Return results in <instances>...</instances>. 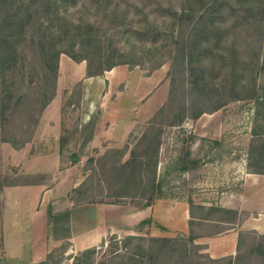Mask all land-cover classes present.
I'll list each match as a JSON object with an SVG mask.
<instances>
[{
	"label": "rangeland",
	"instance_id": "374dc122",
	"mask_svg": "<svg viewBox=\"0 0 264 264\" xmlns=\"http://www.w3.org/2000/svg\"><path fill=\"white\" fill-rule=\"evenodd\" d=\"M232 2L237 9L248 5L253 10L252 17L239 18L242 12L233 10L230 11L232 15L220 20V28L226 33L217 43L208 41V53L212 57L201 59L202 67L199 71L195 69L196 72L191 71V65L181 67L175 58L172 60L170 52L175 50V45L169 46L170 50L159 47L164 40L169 43L174 38L171 32L177 26L171 13L180 6L181 0H57L55 15L53 6L50 14L43 9L30 19L39 17L38 20H46L47 13L48 19L57 25H81L71 30L76 42L89 28L88 24H92L89 29L91 38L97 37L100 42L97 48L96 41L89 43L88 47L95 49L90 50L88 56L92 57L96 50H112L121 59L130 61L116 64L89 78L85 59L77 61L65 52L60 53L56 79L59 92L57 120H53L50 113V121L38 127L35 136L37 124L33 130V123L22 125L24 112L20 109L6 121L10 134L20 131L16 138L21 140L31 135L21 146L33 137L32 146H38L40 142L60 145L61 169L70 166L76 182L86 178L80 192L74 191L75 186H70L69 198L76 197V201H102L113 206V210H134L159 199L166 206L173 205L179 210L180 220L176 226L184 221L180 211L183 213L187 203L193 215L206 217L190 220L188 233L178 229L167 232L156 217H147L131 230L140 237L128 239V234L107 235L99 243L88 246L95 247L90 256L84 254V249L63 241L50 249L45 264H209L205 244L195 238L199 235L197 233L218 231L223 224L216 220L225 219L233 224L243 220L251 222L253 217L264 213V162L257 155L261 135L255 134V129L264 132V0ZM105 5L108 6L106 9ZM42 6L39 2L38 7ZM114 6L119 12L116 16L112 15ZM10 11H13L12 7ZM243 35L248 41L253 40L255 46L254 39L261 41L262 54L255 67L252 57L256 50L249 42L247 47L241 46ZM230 41L233 48L224 47ZM236 56L238 60H252L248 64L236 62L239 81H234L231 73V62ZM95 66L92 64L93 68ZM201 70L206 73L203 75ZM46 72L53 77L50 67ZM192 74L199 75L201 82H205L202 90L194 87ZM87 83L93 90L83 94V86ZM16 92L30 94L32 88L25 83ZM79 93L80 106L75 107ZM91 102H94L95 110L91 109ZM82 112L84 115L89 113L92 121L96 116L95 130L101 134L97 139L99 147L93 145L88 153L75 151L78 131L76 134L73 131L76 123L79 125ZM57 132L59 143L56 142ZM150 133H156L155 137L149 138ZM112 148H120L123 152L105 153ZM131 157L135 160L132 166L135 168L134 176L141 162L150 161L148 165L143 164L142 178L151 174L158 184V191L148 200L150 191L146 190L113 202L115 197L108 192L115 190L131 171L129 165L118 170L120 161ZM255 167L263 171L252 172ZM121 171L124 177L118 175L117 172ZM146 201L148 205H145ZM58 205H50L49 210ZM166 206L161 207V212H165ZM80 210L87 213V222L93 221L95 216L91 209L85 207ZM128 222L131 224L133 221L128 219ZM243 230L242 262H257L260 257L250 248L264 239V232ZM157 236H170L175 240L171 242L174 249L169 257L157 255L160 249L155 240ZM138 245L145 250L141 263L132 259L134 251L138 250L137 256L143 252Z\"/></svg>",
	"mask_w": 264,
	"mask_h": 264
},
{
	"label": "trees",
	"instance_id": "16d2710c",
	"mask_svg": "<svg viewBox=\"0 0 264 264\" xmlns=\"http://www.w3.org/2000/svg\"><path fill=\"white\" fill-rule=\"evenodd\" d=\"M39 2L40 5H43L44 7H38ZM56 2L57 0H0V141H7L14 147L21 146L25 141L30 139L31 135L26 139L23 138V140L17 139L16 137H18L20 131L17 130L15 133L10 134V131L6 126V121L9 120L10 117L15 116L17 110L21 109L24 112V122L22 125L33 123L31 125V129L33 130V127H35L38 122L40 113L55 96L57 87L58 57L60 53L65 52L77 61L85 59L87 61V76L102 74L104 70L110 69L116 64L128 63L130 61L127 58L121 59L119 55L115 54L112 50H96L92 57L88 56V52L95 49L89 48V43L96 41L95 47L97 48L100 42L97 37L91 38L92 36L89 33V29L92 27V24H88L89 28H86L85 31L82 32L78 42L73 41L71 30L78 28L81 25L70 23V26L66 27L65 25L67 24L63 23L57 25L55 22H52L51 18L48 19L50 17L48 14L51 13V8L56 6ZM232 4V0H181L180 6L171 13V18L177 26V29H173L171 32L174 38H172L169 43L164 40L159 47L163 46L168 47L169 49V46L175 45V50L170 52L172 60L175 58L177 64H180L179 66L181 67L191 65L193 67L191 71L193 72H196V70L199 71L202 67L200 60L204 59V57H212L211 53H208L210 49L208 41L212 40V43H217L219 42L220 37L226 33L225 30L220 28V20H224L227 16L232 15L233 12L230 13V11L233 10L242 12L239 18L249 19L252 17L253 10L248 5L244 4L245 8L237 9L232 6ZM7 5L9 7H7ZM10 7L13 8V11H10ZM107 7L108 6L105 5L104 8L106 9ZM43 9H46L45 12L48 13L45 15L46 20H38L39 17H35V20H30L35 14V16H38L39 11ZM52 11L55 15L57 13L56 7ZM118 13L116 6H114L112 8V15L116 16ZM29 27H31L30 30H28ZM231 27L234 29V24H232ZM50 33L52 35H50ZM246 38L247 36L243 35L241 46L245 48L249 43L250 45H253V49L256 50V54H253L252 57L254 63L251 59L245 61L244 58L238 60L237 56L234 57L231 62V73L234 77V81H239V78L237 77L239 71L236 66L237 61H242L246 64L252 62L255 67L257 66L259 55L262 54V44L260 39H254L256 43L255 46V44L252 43L253 40L248 41ZM231 42L232 41H230L229 45L224 44V47L232 49L233 46ZM76 47H78V49ZM187 51L188 54L186 53ZM124 55L127 54L124 53ZM191 58L193 59V63H191ZM94 63L96 64L95 68L92 67V64ZM199 64H201V66H199ZM49 67L52 69V78L49 77L46 72ZM201 71L203 75L206 73L205 70ZM198 76L199 75H193L192 80L194 81V87L202 90L205 82H201L202 78H199ZM252 79L253 77L250 78V80ZM25 83L32 88V93L16 92L18 88ZM259 100L260 99L258 98V101ZM80 101L81 96L79 93L75 101V107L80 106ZM194 115H196V113ZM22 125L20 126L21 131L24 130ZM76 131H78V123L74 126L73 133L76 134ZM262 133L264 132L255 129V134L261 135L260 143L257 144V147L260 148L257 155L259 160L264 162V134ZM147 134L148 133L143 134L142 136L146 137ZM155 135L156 133H153L149 138H153ZM123 147L126 148L127 146L124 144ZM110 152H113L114 154L122 153L123 150L120 148H112L105 151L107 154ZM134 161L135 160L132 157L129 160L120 161L121 168L118 170H123L126 165H129L131 166V171L126 174V178L120 182L115 190L108 192L115 197V201L113 202H118L122 198H126L131 194L142 193L146 190L150 191L149 198H147L148 200L158 191V184H156L151 174H148L145 179L142 178L144 170L143 164L148 165L147 162L150 164V161L147 159V161L141 162L139 164L140 168L135 176L133 175L135 168H132V166L134 167L135 165ZM251 165L250 162V168ZM147 169L149 168L147 167ZM251 171L262 172L263 169H256L255 167L251 169ZM117 173L118 175L122 174L120 177H124L122 171ZM131 177L132 180H129ZM85 180L86 178L78 183L73 188L74 191H79L81 186L85 184ZM109 185L111 186L112 184ZM73 199L76 200L77 198L75 197ZM148 204L149 202L146 201L145 205ZM192 204L193 203L191 202V205ZM200 207L202 208V206ZM190 212L193 217L206 219V217L193 215L191 209ZM242 233L243 232L239 234L238 249L234 258H209V264H264V239L255 242L250 248L251 252L259 255V261L242 262V253L240 252L243 239ZM138 237L140 236L135 234L127 235L128 239ZM155 240L158 241V245L160 246L157 255L159 257H169L174 249L171 244V242L175 241L173 237L157 236L155 237ZM141 248L142 246L138 245V249ZM94 250L95 247H88L84 248L83 251L84 254L90 256ZM141 250L143 252L139 256H137L138 250L132 253L134 257L132 259L140 263L142 262L141 257L145 253L144 248ZM49 256L50 251L47 253L45 259L39 262V264H45L46 259H48Z\"/></svg>",
	"mask_w": 264,
	"mask_h": 264
},
{
	"label": "crops",
	"instance_id": "0c3cea01",
	"mask_svg": "<svg viewBox=\"0 0 264 264\" xmlns=\"http://www.w3.org/2000/svg\"><path fill=\"white\" fill-rule=\"evenodd\" d=\"M92 90L90 83L83 86V94ZM58 94L56 89L55 96L40 113L35 136L38 127L50 121V113L53 114V120H57ZM89 105L95 110L94 102ZM83 112L78 125L77 153H88L93 145L99 147L97 139L101 135L95 130L96 116L92 121L90 114L84 115ZM56 138L59 143V132ZM33 139L19 148L7 141L0 142V264H37L45 259L53 246L63 241L84 249L110 234H133V226L147 217H156L167 232L178 229L187 233L190 231V220L200 219L191 216L187 203L183 213L180 211L184 221L176 226L179 210L173 205L166 206L159 199L134 210H113V206L105 202H75L72 197L69 198L68 192L70 186L74 187L79 182L75 181L70 166L61 169L60 145L40 142L38 146H32ZM54 203L59 205L49 210ZM162 206H166L165 212H161ZM85 207L91 209L95 216L92 222H87V213L80 210ZM128 219L133 222L130 224ZM216 221L223 224L218 231L197 233L199 235L195 237L205 244V251L210 258H234L239 234L243 229L264 232L262 212L253 217L251 222L243 220L233 224L225 219Z\"/></svg>",
	"mask_w": 264,
	"mask_h": 264
}]
</instances>
